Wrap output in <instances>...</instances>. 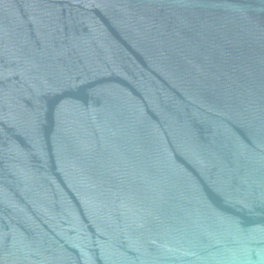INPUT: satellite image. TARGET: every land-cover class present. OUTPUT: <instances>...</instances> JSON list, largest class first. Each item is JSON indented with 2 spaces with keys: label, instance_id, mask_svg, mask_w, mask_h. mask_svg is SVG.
<instances>
[{
  "label": "water",
  "instance_id": "1",
  "mask_svg": "<svg viewBox=\"0 0 264 264\" xmlns=\"http://www.w3.org/2000/svg\"><path fill=\"white\" fill-rule=\"evenodd\" d=\"M0 264H264V0H0Z\"/></svg>",
  "mask_w": 264,
  "mask_h": 264
}]
</instances>
